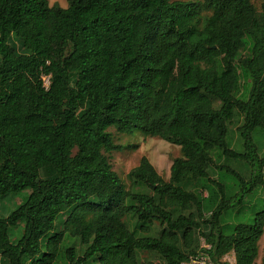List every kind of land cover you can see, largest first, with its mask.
Listing matches in <instances>:
<instances>
[{
    "label": "trees",
    "instance_id": "1",
    "mask_svg": "<svg viewBox=\"0 0 264 264\" xmlns=\"http://www.w3.org/2000/svg\"><path fill=\"white\" fill-rule=\"evenodd\" d=\"M236 117L242 152L227 142ZM110 128L178 147L169 180L143 157L126 189L107 157L120 150ZM255 132L264 136V4L0 0V196L29 191L0 219V264H140L141 253L255 264L264 208L249 224L234 212L256 190L264 197ZM214 154L249 172L217 168L230 197L210 178Z\"/></svg>",
    "mask_w": 264,
    "mask_h": 264
},
{
    "label": "rangeland",
    "instance_id": "2",
    "mask_svg": "<svg viewBox=\"0 0 264 264\" xmlns=\"http://www.w3.org/2000/svg\"><path fill=\"white\" fill-rule=\"evenodd\" d=\"M48 6L50 8H61L66 9L68 7L69 0H46ZM196 1V0H195ZM201 1V0H200ZM253 5L256 7L258 11L261 10L262 4H264V0H252ZM44 84L48 87V79L44 80ZM241 124V118L236 117L233 123L229 126L227 142L230 143L232 149L242 152V141L239 138L237 128ZM110 134L113 144L120 147V150L114 151L107 155L110 165L112 166V170L117 174L120 179L122 185L128 189L129 182L127 180L128 173L136 168L139 165L140 160L144 157L149 163L153 166L158 175L164 180H169L170 175V167L173 161L179 157H181L180 149L174 145L166 143L157 138L145 137L141 131L133 130L131 133L121 134L117 133L113 128L108 130ZM254 140L258 145L259 155L260 157H264V136L257 139L258 136L256 132L253 135ZM213 167L210 171V178L227 188L232 189V193L226 190V197L232 196L236 190L233 187L232 178L228 175H224L220 177V171L217 169L221 166H227L236 171H240L244 179L248 181L249 172L242 167L241 164L234 163L233 161H225L224 159H219L217 154L213 156ZM244 170V171H243ZM223 179V182L221 181ZM201 195L203 197L207 196L205 190L202 187L199 188ZM29 195V191H25L19 194L17 197H13L12 195L8 196H0V219L8 217L12 211L16 209V207L23 203ZM262 191L259 189L255 191L252 197H246L242 206L234 209V212L239 211L241 209V220H238L243 223H251L254 214L259 212L264 208ZM227 222H230L227 220ZM234 222V220H231ZM226 223V222H225ZM130 230L133 229L130 227ZM62 229H59L60 232ZM22 234V226H17L16 228H12L9 231V239L11 243H15ZM203 240H200V244L202 245ZM259 249V257L256 260L255 264H260V258L264 251V233L258 243ZM140 264H163L157 255L154 253H141L139 258ZM223 263L226 264H234V257L232 254L225 256L222 260Z\"/></svg>",
    "mask_w": 264,
    "mask_h": 264
},
{
    "label": "built area",
    "instance_id": "3",
    "mask_svg": "<svg viewBox=\"0 0 264 264\" xmlns=\"http://www.w3.org/2000/svg\"><path fill=\"white\" fill-rule=\"evenodd\" d=\"M45 79L47 78H43V80ZM201 247L205 250L209 249V247L204 243H202ZM188 264H212V262L210 261V258L206 253H199L198 255L189 258Z\"/></svg>",
    "mask_w": 264,
    "mask_h": 264
},
{
    "label": "crops",
    "instance_id": "4",
    "mask_svg": "<svg viewBox=\"0 0 264 264\" xmlns=\"http://www.w3.org/2000/svg\"><path fill=\"white\" fill-rule=\"evenodd\" d=\"M234 257V256H233Z\"/></svg>",
    "mask_w": 264,
    "mask_h": 264
}]
</instances>
